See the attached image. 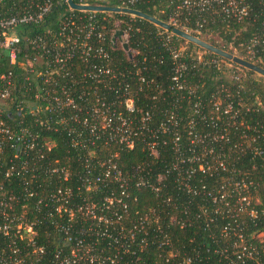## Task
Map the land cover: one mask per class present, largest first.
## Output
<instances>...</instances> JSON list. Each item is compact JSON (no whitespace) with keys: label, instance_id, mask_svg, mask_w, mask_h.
Returning a JSON list of instances; mask_svg holds the SVG:
<instances>
[{"label":"trees","instance_id":"trees-1","mask_svg":"<svg viewBox=\"0 0 264 264\" xmlns=\"http://www.w3.org/2000/svg\"><path fill=\"white\" fill-rule=\"evenodd\" d=\"M43 1L0 0V5L8 13H16L38 10L37 5ZM169 1H141L135 7L167 22L175 7L174 4L169 7ZM246 2L248 14L242 20L227 17L218 6L214 13L205 14L208 21L199 29L193 19L190 31L264 67V0ZM61 10V7L53 8L42 21L20 25V35L54 37L63 19ZM102 15L106 16V48L116 77L106 75L108 85L106 88L99 85V93L108 95L113 110L129 117L117 96L124 93V86L116 93L114 85L130 83L137 108L152 112L153 128H159L166 120L165 109L178 102L180 150H175L172 134L164 135L167 143L158 146V155L149 150L148 134L136 135L132 147L103 137L95 146H89L96 152L87 161L88 148L79 144V135L83 133L88 140L89 127L70 118L77 110L61 109L47 98V91L53 86L44 81L45 76H35L36 71H43L46 66V60L41 57L33 64L36 71L28 79L30 85L27 82L28 87L15 89L7 99L9 102H2L7 109L1 119L11 134H0V228L7 218L13 221L8 235L0 231V256L14 258V248L18 246V255L42 247L44 252H38L40 259L36 264H52L57 261V254L70 255L73 248H78L80 255L90 258L89 264H226L225 248L231 249L235 242L246 239L258 246L264 261V241L253 236L264 229V76L171 34V29L147 18L99 12ZM129 24L132 29L128 49L112 43L115 31ZM211 34H217L219 39H213ZM181 41H186L189 47L182 49L180 57L175 59L172 50L181 49ZM248 49L254 51L253 57ZM221 59L232 63V67L221 65ZM178 61L187 65L182 72L186 86L183 89L172 88ZM76 64L80 84L70 88L75 96L86 90L94 98L88 90V86L95 85L94 80L82 77L80 71L90 63L77 60ZM8 68L9 61L2 52L0 73ZM237 68L246 75L236 79L230 71L231 80L222 75L225 70ZM14 74L18 82L24 81L19 72ZM142 77L148 81H142ZM60 81L68 86L72 84L66 78ZM160 88L164 90L162 93ZM37 91L38 98L34 96ZM24 98V109L17 110L15 106ZM197 102L198 109L194 107ZM228 104L231 111L225 112ZM62 115L69 117L61 119ZM29 134L35 136L32 147ZM182 153L185 161L180 159ZM111 156L127 179L125 194L112 179L86 189L84 178L102 175L101 162ZM193 156L199 160L190 161ZM220 162H224V168ZM200 164L205 168H199ZM64 168L70 171L67 179L62 172ZM159 175L163 177L160 179ZM141 178L147 184L139 183ZM236 181L246 183L249 192L245 193L254 197L247 208L236 204L239 197L233 185ZM224 185L232 194L227 198L232 200L229 207L214 200ZM65 188L71 191L69 199L54 197L58 189ZM111 195L121 200L110 203L106 197ZM257 195L260 203L255 202ZM60 204L71 209L83 208L70 218L64 209L57 210ZM87 206L93 208L96 218L85 213ZM252 209L256 210L254 216L250 214ZM18 223L33 228L31 240L20 238ZM78 239H83L82 244ZM231 256L236 257L232 253ZM32 258L21 264H30ZM6 262L12 264L10 259Z\"/></svg>","mask_w":264,"mask_h":264},{"label":"built area","instance_id":"built-area-1","mask_svg":"<svg viewBox=\"0 0 264 264\" xmlns=\"http://www.w3.org/2000/svg\"><path fill=\"white\" fill-rule=\"evenodd\" d=\"M71 0H44L42 3L37 5L38 10H28L24 9L16 13H8L0 5V54L5 53L9 61V68L7 71L0 73V134H11V130L8 126L5 125L1 119L2 113L7 109L5 103L9 102L7 99L12 97V93L15 89H23L28 87L27 82L31 83L32 73L36 70L33 67L35 62H38L41 57L46 60V66L43 71H36L35 76L43 75L44 81L49 83L50 86H53V89L47 91V98L52 100V103L55 106L63 109V107H69L77 110L78 112L72 115L70 118L75 120L82 121L84 124L89 127V136L88 140L83 133L79 136L81 137L79 144L82 147L88 148V155L86 160L89 161L92 159L95 154V149L91 147L96 145V142L103 137L109 140H117L119 143L125 144L128 147L134 145V137L139 134H148L149 135V150L153 155L159 154V147L161 144L167 143V138L165 136L171 135L172 142H174V148L176 151L180 150L179 138L180 134L178 131L179 125V111L180 104L178 102L174 103V107L166 108L165 115L166 120L160 123L159 128H153L150 123L153 118V114L150 110L143 111L142 109L137 108V103L135 96L130 90V83H121L118 82V85H114L116 93L118 89L123 87L124 93L118 94V102L124 106V108L129 112L130 116L126 117L122 111H116L112 109V103L108 99L107 94H100L98 91L99 85L106 88L108 83L105 80V76L116 77V73L110 65L111 57L110 52L106 48V32L104 20L106 16H99V12L105 13H120L128 14L131 17L138 16L134 13L119 11H106V10H91V9H78L71 5ZM77 4H94V5H108V6H117L121 9L123 8H133L137 9L135 6L141 2H149L151 0H97L96 2H90L89 0H73ZM114 1V4H109L108 2ZM174 4V11L168 19V23L173 27H179L186 31L190 32L189 25L194 20L195 24L198 25V29L203 26L205 22L208 21L205 14L214 13L216 7H221L222 12L230 18H236L242 20L248 14V5L246 0H170L167 5L169 7ZM61 7V15L63 17L60 27L57 31L54 32V37H47V34L35 35L33 37H23L20 35L19 26L24 23L29 22H39L42 21L45 16L53 10V8ZM121 22V21H119ZM118 23V22H117ZM132 29L131 25H127L125 28H118L122 30L123 33L120 38L117 39L116 43H120L122 46L124 43H127L129 31ZM168 30V29H167ZM48 32H51L49 30ZM53 33V31L51 32ZM114 33V35H115ZM171 34H174L171 31ZM170 34V35H171ZM113 35V37H114ZM169 35V36H170ZM168 36V40H170ZM112 43H115L112 38ZM130 50V49H129ZM182 49L175 47L172 50L173 57L178 59ZM248 53L253 57L254 51L248 49ZM132 56V54H130ZM77 60H82L83 62H88L90 65L80 69L82 77L91 78L94 80V86H88V90L92 92L91 95H94V98H90V95H87V91L83 90L79 96H75L73 90L70 87L78 86L80 80L78 75H76L75 67ZM14 66L15 70H13ZM187 68L185 62L178 61L175 66V73L172 76L175 86L179 89H183L186 86L184 85V80H182V72ZM232 74L236 79H240L243 75L238 74L235 69H231ZM15 71L19 72L23 76L24 81L18 82L15 77ZM246 75V74H245ZM81 77V78H82ZM60 78L68 79V82H71L70 86L66 83L58 80ZM142 81H148L145 77H142ZM113 88L111 86L109 89ZM159 93H162L164 90L162 88L158 89ZM36 98L40 96L38 91L34 95ZM93 101V103H89ZM88 102V103H85ZM26 104V99H20L18 105L15 107L17 110H23ZM4 105V106H2ZM194 107L199 108V102L195 103ZM231 104H228L225 112L231 111ZM218 108V107H217ZM33 110V109H32ZM198 111V110H196ZM139 113L140 115H137ZM132 116V117H131ZM69 116L62 115L61 119H66ZM160 133V134H159ZM165 135V136H164ZM30 144L33 146L35 136L29 134ZM246 136V134H244ZM24 140V138H23ZM91 146V147H89ZM118 153H115L117 156ZM180 159L185 161L184 153L180 154ZM190 161L199 160L198 157L193 156L189 158ZM103 165L102 175L93 177H85L84 183L86 189H91L93 186H96V183L106 179H112L121 187V191L125 194V184L127 179L124 176L121 167H119L118 162L114 159L113 156L103 160L101 162ZM223 168L225 167L224 162L219 163ZM199 168L204 169V165L200 164ZM54 171H59V169L54 168ZM64 178L67 179L70 175L68 169L62 170ZM163 176L159 175L161 179ZM141 184H147V180L141 178ZM235 189L239 192V197L237 203L241 208H247L251 204V200L254 197L250 194L245 193L248 191V185L246 183H240L238 181L234 182ZM69 188L58 189L54 193V197L59 199H69L71 197ZM232 194L228 192V189L224 185V188L220 190V194L214 197L215 201L223 202L225 206H231V201L228 200L229 196ZM115 195L107 196L106 200L110 203H113L114 200L120 198L114 197ZM255 202L260 203V197L255 196ZM236 206V205H235ZM82 206L77 209H71L60 204L57 207L58 211L64 209L70 215V218L74 217L76 211L82 210ZM219 211V210H217ZM250 211V210H249ZM84 212V211H82ZM85 213L92 214L96 218L93 208L87 206L85 208ZM251 215L256 214V210L252 209L250 211ZM100 220L103 217H98ZM13 218H7L3 224L0 231L5 235L9 234L10 227L12 226L11 222ZM22 223L17 224V232L20 233V238H26L29 231L34 232L33 228L29 225H26L22 228ZM264 231V229L259 230L257 233ZM256 232L253 234L254 237H257ZM243 238V237H242ZM261 242L264 241V238L257 237ZM30 240L32 239L29 238ZM78 242L82 244L83 239H78ZM15 246V242L13 241ZM17 246V244H16ZM258 246L253 242H247L243 239L237 241L233 244L231 249L225 248V256L228 259L226 264H253L249 260L255 261L257 264H263L262 256L260 251L257 249ZM78 249V248H76ZM72 249L70 255L62 256L57 254L55 260L52 264H89L90 258L85 255H80L78 250ZM15 257L14 258H4L0 256V264H7L6 260L10 259L12 264H21L24 261L28 260L32 256L30 264H36V261H39L38 252L43 253L44 250L42 247H36L33 249L32 253L27 250L23 255H18L19 246L14 248ZM222 253H224L222 251ZM236 255V259L231 256ZM92 260V259H91Z\"/></svg>","mask_w":264,"mask_h":264},{"label":"water","instance_id":"water-1","mask_svg":"<svg viewBox=\"0 0 264 264\" xmlns=\"http://www.w3.org/2000/svg\"><path fill=\"white\" fill-rule=\"evenodd\" d=\"M71 5L75 8H78V9H91V10H106V11H113V12H119V11H125V12H130V13H134L140 17H144V18H147L151 21H153L154 23L166 28V29H171L172 32L178 36H181L191 42H194L196 43L197 45L205 48V49H208L212 52H215L221 56H224L225 58H228L232 61H234L235 63L241 65V66H244L248 69H251V70H254L256 72H258L259 74L263 75L264 76V67L248 60V59H245L243 57H240L238 55H234L220 47H217L209 42H207L206 40L200 38L199 36L189 32V31H186L182 28H179V27H172L171 24H169L168 22L166 21H163L159 18H156L150 14H147L141 10H138V9H133V8H119L117 6H108V5H94V4H89V5H84V4H77L75 3L73 0L70 1ZM123 31L122 30H118L114 37H113V40H114V44H116L117 42V39L121 37ZM123 47L125 49H128V45L127 43H124L123 44Z\"/></svg>","mask_w":264,"mask_h":264},{"label":"rangeland","instance_id":"rangeland-1","mask_svg":"<svg viewBox=\"0 0 264 264\" xmlns=\"http://www.w3.org/2000/svg\"><path fill=\"white\" fill-rule=\"evenodd\" d=\"M190 32H191V31H190ZM191 33H192V32H191ZM211 37H212L213 39H216V40L219 39L217 34H211ZM179 44H180V46H181V49H186V48L189 47V44H188L186 41H181ZM201 52H202L201 50H198V53H201ZM238 56H239V55H238ZM240 57H242V56H240ZM243 58H244V57H243ZM224 61H225V59H221V60H220L221 65L226 64V66H228L229 68L232 67V63L224 62ZM254 63H255V62H254ZM230 71H232V70H229L228 72L225 70V72H223L222 75H223L225 78H228V79L231 80L232 76H230V74H229ZM235 71H237L238 74H242V73H243V75L246 74V72H245L243 69H241V68H237V69H235ZM257 75H261V74H259V73L257 72ZM262 76H263V75H262ZM27 228H28L27 236H28L29 238H31L32 235H33V232L29 231V230H30L29 227H27ZM256 236L259 237V238H264V231L257 233Z\"/></svg>","mask_w":264,"mask_h":264}]
</instances>
